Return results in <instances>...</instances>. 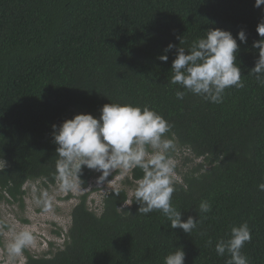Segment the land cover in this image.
Wrapping results in <instances>:
<instances>
[{
    "label": "trees",
    "instance_id": "1",
    "mask_svg": "<svg viewBox=\"0 0 264 264\" xmlns=\"http://www.w3.org/2000/svg\"><path fill=\"white\" fill-rule=\"evenodd\" d=\"M254 3L0 0V197L23 206L26 182L47 187L60 179L53 125L77 113L100 114L107 103H129L172 124L165 134L175 143L170 158L186 153L184 162L194 165L175 181L171 203L182 219L200 221L186 234L171 228L160 210L140 214L134 183L144 173L137 167L103 196L100 213L89 208L88 193L80 195L62 247L42 255L25 248L24 264H164L175 247L185 252L184 264H227L230 257L218 256L215 244L243 222L252 239L241 251L250 264H264V191L258 188L264 183V84L251 72L264 55V47L253 46L264 39L257 32L264 6ZM213 28L234 38L245 31L236 53L244 87L226 89L219 104L192 93L178 100L176 91L186 90L170 83L176 48H189ZM169 43L176 47L166 52ZM163 54L167 62L158 58ZM78 175L82 188L96 176L87 167ZM203 200L212 205L207 214L199 211Z\"/></svg>",
    "mask_w": 264,
    "mask_h": 264
},
{
    "label": "clouds",
    "instance_id": "2",
    "mask_svg": "<svg viewBox=\"0 0 264 264\" xmlns=\"http://www.w3.org/2000/svg\"><path fill=\"white\" fill-rule=\"evenodd\" d=\"M261 6H264V0H255L254 7ZM257 32L260 37H264V23L257 26ZM237 38L241 43L246 42L243 29L234 38L228 30L213 28L207 31L205 37L194 40L189 48H176L170 83L179 84L186 90L176 91L178 100L192 93L219 104L223 102L226 89L244 87L240 67L236 62L239 47ZM182 43L185 41L180 38ZM253 46L264 47V39L254 41ZM174 47L169 43L165 51ZM158 58L164 62L168 60L166 54ZM251 72L264 84V55L256 60ZM52 128L53 140L58 146L56 154L59 157V177L65 191L70 190L74 182L80 181L78 174L82 167L99 171L100 183L117 168L128 170L138 167L144 173L133 194L139 204V213L147 215L160 210L170 222L171 228H180L186 234L197 229L200 223L197 217L182 219L181 211L171 203L175 191V163L170 158V152L174 150L175 143L173 138L165 134L171 132L172 124L154 109L129 103H107L100 109L99 118L90 113H77ZM4 166L5 162L0 159V168ZM258 188L264 191V183L259 184ZM211 208L208 200L199 204L201 213L207 214ZM200 235L206 233L201 232ZM251 239L247 222L233 226L230 237L227 240L220 239L215 244L216 254H227L230 257L227 264H250L241 250ZM33 240V233L28 229L15 232L8 244L9 254L20 255ZM206 244H212L211 238ZM175 248L176 251L166 255L164 264H184L185 252L182 247Z\"/></svg>",
    "mask_w": 264,
    "mask_h": 264
},
{
    "label": "rangeland",
    "instance_id": "3",
    "mask_svg": "<svg viewBox=\"0 0 264 264\" xmlns=\"http://www.w3.org/2000/svg\"><path fill=\"white\" fill-rule=\"evenodd\" d=\"M100 114L94 115L99 118ZM151 152V149H149ZM186 153H177L172 160L175 163L174 181H181L180 174L194 165L193 162H184ZM199 162V160H196ZM96 176L92 177L86 188L74 186L65 191L62 181L47 187L39 180L24 184L25 194L23 206L12 200L8 195L0 197V264H24V252L20 255H10L8 244L15 232L28 229L33 233V243L26 249L34 255L49 254L61 248L71 222V211L78 202V197L88 193V206L96 213L101 211L103 196L112 189L122 187V182L131 175V169L117 168L104 180L98 182L101 173L92 169ZM134 184L137 185V182ZM129 196L132 190H128ZM126 204H129L127 202Z\"/></svg>",
    "mask_w": 264,
    "mask_h": 264
}]
</instances>
